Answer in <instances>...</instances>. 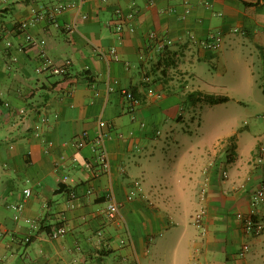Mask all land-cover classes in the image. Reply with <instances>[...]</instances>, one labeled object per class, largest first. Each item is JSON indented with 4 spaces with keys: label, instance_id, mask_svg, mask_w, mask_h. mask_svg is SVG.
Returning <instances> with one entry per match:
<instances>
[{
    "label": "crops",
    "instance_id": "0c3cea01",
    "mask_svg": "<svg viewBox=\"0 0 264 264\" xmlns=\"http://www.w3.org/2000/svg\"><path fill=\"white\" fill-rule=\"evenodd\" d=\"M41 47L67 74L37 71ZM233 102L264 108V0H0V264H264V232L247 237L238 219L264 223L252 204L264 133L249 144L203 130L202 110ZM101 120L109 174L91 147Z\"/></svg>",
    "mask_w": 264,
    "mask_h": 264
},
{
    "label": "built area",
    "instance_id": "2783aa9c",
    "mask_svg": "<svg viewBox=\"0 0 264 264\" xmlns=\"http://www.w3.org/2000/svg\"><path fill=\"white\" fill-rule=\"evenodd\" d=\"M154 1L155 0H152V2H154ZM66 8H67L66 6L57 7L51 11V15L54 16L57 13H61ZM119 13H121V11H119ZM83 17L87 18V16H85V15ZM26 26H27L26 24H22L21 28L26 29ZM117 28L119 31H122L123 30V22H121V24H119ZM150 36L152 38L158 37L157 33H155V32H152ZM210 38L213 41L206 40L205 47L207 49H215V50L219 49L221 47V44H222V37L220 35H218V36L212 35ZM26 39L33 46H41V44L44 43V42L39 41L36 37H34L29 32L26 33ZM159 44H160V47L165 49L170 44V41L160 40ZM41 53H42L41 55L43 57V61L37 67V71L39 73L48 72V73L57 74V75L67 74L70 61H67L64 65H58L52 59H50L47 56L45 49L42 48ZM111 54H112L111 57L114 60H119V55L117 53L116 48H112ZM103 58L105 60H108V61L110 59L105 54L103 55ZM123 94L130 101L131 110H134L135 107L138 105L139 100L135 97V95L132 91L124 90ZM43 120L47 121V118H44ZM110 136H111L110 125L106 121L101 120L99 122V133L95 137V139L91 142L92 150L97 155V163L99 166H101L102 170L107 174H109L111 172L110 155H109V151L106 147V141ZM84 145H86L85 139H82L78 142L79 147H83ZM254 166L256 168V171H258V173L260 174V175H258L259 178L258 179L256 178L257 187H256L255 191L253 192V196H252V204H253V206L257 207V206L261 205L262 203H264V176L262 174L264 172V146L260 147L258 155H257L256 160H255ZM87 167L89 169H92V167H93L92 163H88ZM56 170H57V172H60L59 167H56ZM253 179L255 180V175L248 177V181H253ZM59 180L62 183H70L72 181V178L66 173H61ZM243 187H245V185H243ZM205 193H206V190L203 189V197L205 196ZM25 194L28 197L32 194V191L30 189H27L25 191ZM107 198L109 199V204H108V208H107V216L109 217V219H111L113 221H117L118 216H119V211H120L119 205L115 201L112 193H109L107 195ZM22 207L23 206L20 204L13 205V209L15 210V213H16L15 218L17 220H19L21 218V212L23 209ZM206 214H207V211L205 210V208H202L199 211H197V213L195 215V223L197 226L203 227ZM238 219L240 220L244 234L247 237L256 238L264 232V223H263V221L259 220L255 214L254 215H244L242 213H239ZM67 232H68V230L65 227H58L52 231L51 237L52 238L64 237L67 234ZM250 248H251L250 244L245 243L242 247L241 255H244L245 253L249 252ZM1 260L2 259L0 258V262H1ZM136 264H140V263L138 262Z\"/></svg>",
    "mask_w": 264,
    "mask_h": 264
},
{
    "label": "rangeland",
    "instance_id": "374dc122",
    "mask_svg": "<svg viewBox=\"0 0 264 264\" xmlns=\"http://www.w3.org/2000/svg\"><path fill=\"white\" fill-rule=\"evenodd\" d=\"M218 111L212 113L208 110L201 111L205 132H215L220 136L236 132L241 133L240 137L244 143L260 142L258 138L264 133V108L257 104L244 106L233 102L225 110Z\"/></svg>",
    "mask_w": 264,
    "mask_h": 264
},
{
    "label": "trees",
    "instance_id": "16d2710c",
    "mask_svg": "<svg viewBox=\"0 0 264 264\" xmlns=\"http://www.w3.org/2000/svg\"><path fill=\"white\" fill-rule=\"evenodd\" d=\"M202 101L210 105L222 104L230 101V97L226 95L202 94Z\"/></svg>",
    "mask_w": 264,
    "mask_h": 264
}]
</instances>
